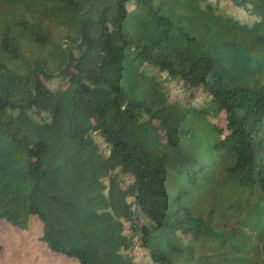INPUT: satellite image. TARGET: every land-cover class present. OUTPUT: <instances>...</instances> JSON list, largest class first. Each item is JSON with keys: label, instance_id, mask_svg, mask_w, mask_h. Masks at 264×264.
Listing matches in <instances>:
<instances>
[{"label": "trees", "instance_id": "1", "mask_svg": "<svg viewBox=\"0 0 264 264\" xmlns=\"http://www.w3.org/2000/svg\"><path fill=\"white\" fill-rule=\"evenodd\" d=\"M0 220L78 264H264V0H0Z\"/></svg>", "mask_w": 264, "mask_h": 264}, {"label": "rangeland", "instance_id": "2", "mask_svg": "<svg viewBox=\"0 0 264 264\" xmlns=\"http://www.w3.org/2000/svg\"><path fill=\"white\" fill-rule=\"evenodd\" d=\"M216 3L217 0H212ZM222 8L228 7L225 4ZM243 17L244 13L241 14ZM163 75L160 79H163ZM56 85V82L48 84L49 87ZM56 87V86H55ZM199 99L192 100V103L198 105L203 96L200 91L195 92ZM173 95H176L174 93ZM185 95L182 93L181 97ZM96 141L104 147L101 140ZM128 229V226L126 227ZM42 228L38 221L34 220L28 230H20L12 227L4 220H0V264H78L75 261L51 255L46 246L41 242ZM137 259L146 260L144 252L137 251Z\"/></svg>", "mask_w": 264, "mask_h": 264}]
</instances>
